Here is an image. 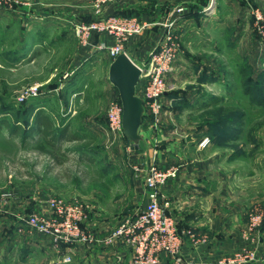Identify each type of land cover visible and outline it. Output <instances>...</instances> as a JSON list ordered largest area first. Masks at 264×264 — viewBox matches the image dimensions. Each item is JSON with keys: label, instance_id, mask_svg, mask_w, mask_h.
Listing matches in <instances>:
<instances>
[{"label": "rangeland", "instance_id": "rangeland-1", "mask_svg": "<svg viewBox=\"0 0 264 264\" xmlns=\"http://www.w3.org/2000/svg\"><path fill=\"white\" fill-rule=\"evenodd\" d=\"M94 2L0 0V243L15 237L17 215L44 213L48 198L86 206L82 226L108 234L141 208L143 169L154 164L176 167L172 180L204 177L208 193L198 201L215 207V215H202L213 237L223 223L238 230L241 244L217 264L234 256L244 259L234 264H264V0H217V12L201 21H182L185 13L175 11L181 17L165 19L164 27L150 10L123 6L105 14L106 4L98 12ZM108 15L146 23L123 47L138 63L166 28L177 45L160 121L142 124L146 154L107 125L109 102L118 97L107 79L112 42L95 30L86 42L75 32ZM28 36L41 45L30 54L22 47ZM32 86L37 94L21 98ZM40 110L65 129L55 147L47 145L54 157L37 149V134L22 139L6 126L27 128ZM70 134L77 138L66 140ZM192 216L179 215L176 225Z\"/></svg>", "mask_w": 264, "mask_h": 264}, {"label": "built area", "instance_id": "built-area-1", "mask_svg": "<svg viewBox=\"0 0 264 264\" xmlns=\"http://www.w3.org/2000/svg\"><path fill=\"white\" fill-rule=\"evenodd\" d=\"M113 0H95L96 11H101L102 6ZM213 0L204 11H213ZM182 7L173 11L180 12ZM168 25L172 24L168 22ZM167 26V24H165ZM146 27L136 17L122 15H108L92 23L76 25V34L86 42L90 32L95 30L106 35L112 41L106 48L113 58L124 52L125 42L133 35L141 33ZM102 46V45H101ZM103 46L104 43H103ZM172 31L166 28L161 39L142 64H137L141 69L139 83L142 84L141 97L144 98L146 115L152 126L156 127L160 121L162 111V96L166 91V74L171 70L177 51ZM37 94V87H29L21 98ZM122 105L118 97L109 102L106 110L108 128L115 132L121 129ZM206 139L201 140L205 145ZM176 167L161 168L150 164L143 169V185L146 190V201L133 215L116 226L108 235L97 237L82 226L86 218V206L79 203H66L58 198L46 200L47 213H29L17 215L20 220L16 227L18 233L28 229L42 236L49 237L55 255L50 264H70L72 252L70 246L82 243L92 246L94 243L103 245H124L130 253L128 264H159L161 255H167L172 264H186L180 255L183 237L179 233L176 220L166 211L167 202L161 191L163 185L176 175ZM1 199L9 198L8 193H2ZM257 223L260 216L253 218ZM254 224V223H253ZM193 236L191 231H188ZM66 247V250L63 249ZM244 259L239 256L227 258L219 264H234ZM217 264V262H216Z\"/></svg>", "mask_w": 264, "mask_h": 264}, {"label": "crops", "instance_id": "crops-1", "mask_svg": "<svg viewBox=\"0 0 264 264\" xmlns=\"http://www.w3.org/2000/svg\"><path fill=\"white\" fill-rule=\"evenodd\" d=\"M211 1L212 0H113L107 3L103 10L105 14H112L114 11L117 13L116 10L118 8L121 9L123 6L134 8L138 12L145 11V13H147L148 10H150V13H152L154 17L161 19L158 24L164 27L162 22L165 19L176 17V15L179 17V15L183 13H185V15H183L182 21L188 22L192 20L193 17L199 18L200 21L207 19L206 16L210 13H206L204 10ZM213 3L212 12L215 14V12H217V0H213ZM163 7L165 11L162 13ZM176 7L183 8L180 14L173 11ZM28 37L29 38L23 42L22 47L24 50L27 49L28 54H30L32 51L35 52L38 48H41V45L37 40H32L30 36ZM134 37H136V35L131 36L125 42L124 46L127 45L129 48V42ZM106 39L112 42L109 38L106 37ZM124 52L136 64H141L132 58L130 50H124ZM142 88V84L138 82L136 92L140 96ZM143 137L146 140L145 136ZM203 179L204 177L201 175H177L175 179H169L161 189L164 195V201L167 202L166 211L173 216L176 221L181 218L179 215H183V213L193 215L189 217L190 223L185 222L183 225L177 226L179 233H181L183 237L181 254L186 264H216L217 257L237 249L241 244V240H238V230L233 226H226L225 223L221 226H217V231L219 232L217 237L211 235L215 228L211 227V224L204 222L203 216L206 213L215 215L214 213H216V210L214 206L206 207L205 205L201 206L199 204L198 200H200L201 195L205 196L206 193H208L206 192L207 186H204L202 183L205 181ZM176 192L186 194L180 199V197L175 198ZM206 198H208V196H206ZM145 201L146 190L141 207L144 205ZM40 211L47 213L48 208L46 207ZM17 225L13 223V225L10 226V230L13 231L12 233L15 237L12 238V240L6 241V247H4L5 243H0V264H50L51 259L55 255L50 238L36 232L30 233L27 229L22 233H18L16 231ZM188 231H191L193 236L187 233ZM207 234L210 235L207 236ZM1 246H3V248H1ZM63 249L66 250V247H63ZM70 250L73 257L70 264H128L130 257L129 250L124 245H103L101 243H94L89 247L82 243H76L70 246ZM159 264H172V262L167 255H161Z\"/></svg>", "mask_w": 264, "mask_h": 264}, {"label": "water", "instance_id": "water-1", "mask_svg": "<svg viewBox=\"0 0 264 264\" xmlns=\"http://www.w3.org/2000/svg\"><path fill=\"white\" fill-rule=\"evenodd\" d=\"M140 76L141 69L125 52L114 56L107 67L108 82L116 89L122 105V133L131 148L146 154L148 146L141 135L146 107L144 98L136 92Z\"/></svg>", "mask_w": 264, "mask_h": 264}, {"label": "trees", "instance_id": "trees-1", "mask_svg": "<svg viewBox=\"0 0 264 264\" xmlns=\"http://www.w3.org/2000/svg\"><path fill=\"white\" fill-rule=\"evenodd\" d=\"M146 117H148V115H145V117L143 118V122ZM6 126L8 127L10 132L15 134L16 136L21 137L22 139L29 138L34 134H37L41 137V141L40 143H38L37 149L53 157L54 153H52L53 151L47 149V145L55 147L58 144L59 140H61V137L63 136L65 131L64 128L55 127L51 116L44 113V111L42 110L36 112L34 121L27 128H21L18 126L12 127L8 123H6ZM67 137L68 138L66 140L77 138L75 134H70V136L68 135Z\"/></svg>", "mask_w": 264, "mask_h": 264}]
</instances>
